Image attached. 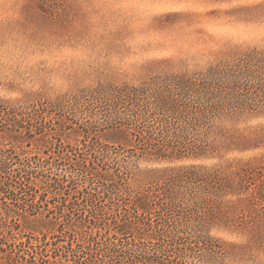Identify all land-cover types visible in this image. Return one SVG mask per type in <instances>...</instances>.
Masks as SVG:
<instances>
[{"label":"trees","instance_id":"obj_1","mask_svg":"<svg viewBox=\"0 0 264 264\" xmlns=\"http://www.w3.org/2000/svg\"><path fill=\"white\" fill-rule=\"evenodd\" d=\"M86 93L115 96L0 97V256L227 264L232 245L211 232L249 229L264 208V161H206L264 146V123L247 126L264 118V46Z\"/></svg>","mask_w":264,"mask_h":264},{"label":"rangeland","instance_id":"obj_2","mask_svg":"<svg viewBox=\"0 0 264 264\" xmlns=\"http://www.w3.org/2000/svg\"><path fill=\"white\" fill-rule=\"evenodd\" d=\"M217 3L222 0H0V97L115 96L86 92L107 84L138 85L162 71L191 72L237 49L264 46V26L216 8ZM260 123L264 118L247 126ZM80 139L70 140L79 146L95 143ZM27 149L30 155L38 150ZM252 157L264 161V146L206 163ZM247 225L246 230L217 227L211 232L232 245L227 264H264V208ZM8 242L9 250L18 247L15 240ZM0 264H9L8 259L0 256Z\"/></svg>","mask_w":264,"mask_h":264},{"label":"snow or ice","instance_id":"obj_3","mask_svg":"<svg viewBox=\"0 0 264 264\" xmlns=\"http://www.w3.org/2000/svg\"><path fill=\"white\" fill-rule=\"evenodd\" d=\"M145 2H155L160 4L194 2V0H145ZM216 8H225L234 16L243 18L250 22L259 23L264 26V0H222L217 3ZM163 11H175L173 9H164ZM174 18V17H170ZM206 264H212V258L208 257Z\"/></svg>","mask_w":264,"mask_h":264}]
</instances>
